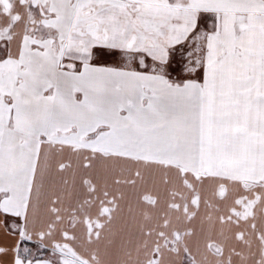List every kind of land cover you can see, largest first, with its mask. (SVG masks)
Returning <instances> with one entry per match:
<instances>
[{
    "label": "snow or ice",
    "instance_id": "6c2138e0",
    "mask_svg": "<svg viewBox=\"0 0 264 264\" xmlns=\"http://www.w3.org/2000/svg\"><path fill=\"white\" fill-rule=\"evenodd\" d=\"M0 264H264V0H0Z\"/></svg>",
    "mask_w": 264,
    "mask_h": 264
}]
</instances>
